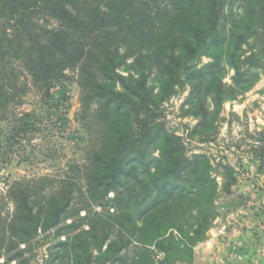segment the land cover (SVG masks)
Returning a JSON list of instances; mask_svg holds the SVG:
<instances>
[{"label": "trees", "instance_id": "1", "mask_svg": "<svg viewBox=\"0 0 264 264\" xmlns=\"http://www.w3.org/2000/svg\"><path fill=\"white\" fill-rule=\"evenodd\" d=\"M263 58L264 0H0V79L17 62L49 98L74 72L93 132L72 175L14 182L0 201V264H31L43 245L45 264H190L217 217L218 186L208 159L186 157L164 130L160 106L188 84L200 98L185 113L204 131L253 86ZM15 87L0 84L4 104Z\"/></svg>", "mask_w": 264, "mask_h": 264}, {"label": "rangeland", "instance_id": "2", "mask_svg": "<svg viewBox=\"0 0 264 264\" xmlns=\"http://www.w3.org/2000/svg\"><path fill=\"white\" fill-rule=\"evenodd\" d=\"M242 49L249 55L248 46ZM207 62L208 58H201V64ZM12 67L6 81L2 76L0 79L1 83L16 82L14 99L7 104L4 98L0 99L4 106L0 107V186H4L0 201L4 202L14 182L43 178L56 181L72 175L71 166L85 164L93 138V132L81 118L80 89L74 72H65L63 78L53 83L49 98H45L19 63H13ZM224 69L222 82L231 84L233 71ZM121 73L125 74L122 70ZM256 73L253 86L235 100L223 102L218 117L204 131L196 130L198 119L185 113L200 98L193 95L189 98L188 84L160 106L164 130L182 140L185 156H205L212 167L211 175L218 186L214 200L217 217L212 226L217 221L231 227L264 225V168H260V156L264 153V70ZM12 75L19 78L12 80ZM205 101L210 106V99ZM24 114H32L27 121L31 129L13 137L12 125ZM152 156L158 157V152L153 151ZM226 169L231 179L224 177ZM244 207L250 211L251 222L242 220L247 215L240 218ZM8 208L12 210L10 202ZM48 254V245L37 247L31 264H45Z\"/></svg>", "mask_w": 264, "mask_h": 264}, {"label": "crops", "instance_id": "3", "mask_svg": "<svg viewBox=\"0 0 264 264\" xmlns=\"http://www.w3.org/2000/svg\"><path fill=\"white\" fill-rule=\"evenodd\" d=\"M242 209L240 218L247 215L242 220L251 222L248 207ZM243 225L247 224L243 222ZM242 227L214 222L207 232L206 239L193 248L190 264H250L252 251L258 249L264 252V225ZM263 262L264 259H261V264Z\"/></svg>", "mask_w": 264, "mask_h": 264}, {"label": "built area", "instance_id": "4", "mask_svg": "<svg viewBox=\"0 0 264 264\" xmlns=\"http://www.w3.org/2000/svg\"><path fill=\"white\" fill-rule=\"evenodd\" d=\"M4 186H0V190H3ZM237 245V244H235ZM238 246V245H237ZM261 259H264V252L261 250H255L252 257V264H261ZM264 264V262H263Z\"/></svg>", "mask_w": 264, "mask_h": 264}]
</instances>
